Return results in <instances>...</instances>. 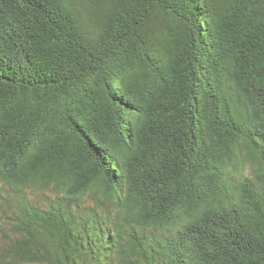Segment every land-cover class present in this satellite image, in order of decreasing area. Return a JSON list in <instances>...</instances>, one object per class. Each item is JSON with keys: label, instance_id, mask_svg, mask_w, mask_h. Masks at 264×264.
Masks as SVG:
<instances>
[{"label": "trees", "instance_id": "obj_1", "mask_svg": "<svg viewBox=\"0 0 264 264\" xmlns=\"http://www.w3.org/2000/svg\"><path fill=\"white\" fill-rule=\"evenodd\" d=\"M0 198V264H264V0H0Z\"/></svg>", "mask_w": 264, "mask_h": 264}, {"label": "rangeland", "instance_id": "obj_2", "mask_svg": "<svg viewBox=\"0 0 264 264\" xmlns=\"http://www.w3.org/2000/svg\"><path fill=\"white\" fill-rule=\"evenodd\" d=\"M10 203L11 204H15L14 203V200H12V201H10ZM10 204H8V202L6 201V200H4V199H1L0 198V217L3 215V212H2V210L3 211H5L7 214H10L11 213V210H14L15 208H13V207H11V206H9ZM5 225H7V224H5L4 222H0V230L1 229H6L7 227L5 226ZM6 230H8V228L6 229ZM12 229L10 228L9 229V232L11 231ZM2 245H5V240H4V238H3V234L2 233H0V250H1V246Z\"/></svg>", "mask_w": 264, "mask_h": 264}]
</instances>
